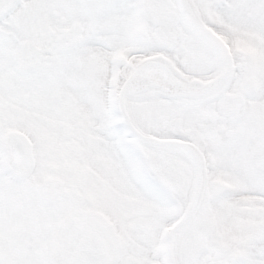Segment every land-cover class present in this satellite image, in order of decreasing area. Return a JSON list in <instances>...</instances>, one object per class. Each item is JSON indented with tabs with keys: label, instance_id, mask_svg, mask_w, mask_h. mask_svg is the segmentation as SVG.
<instances>
[{
	"label": "snow or ice",
	"instance_id": "snow-or-ice-1",
	"mask_svg": "<svg viewBox=\"0 0 264 264\" xmlns=\"http://www.w3.org/2000/svg\"><path fill=\"white\" fill-rule=\"evenodd\" d=\"M0 264H264V0H0Z\"/></svg>",
	"mask_w": 264,
	"mask_h": 264
}]
</instances>
